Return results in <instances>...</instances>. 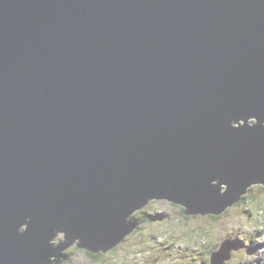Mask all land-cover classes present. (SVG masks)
Masks as SVG:
<instances>
[{"label": "water", "instance_id": "obj_1", "mask_svg": "<svg viewBox=\"0 0 264 264\" xmlns=\"http://www.w3.org/2000/svg\"><path fill=\"white\" fill-rule=\"evenodd\" d=\"M253 184L264 0H0V264L103 253L152 200L218 215Z\"/></svg>", "mask_w": 264, "mask_h": 264}, {"label": "rangeland", "instance_id": "obj_2", "mask_svg": "<svg viewBox=\"0 0 264 264\" xmlns=\"http://www.w3.org/2000/svg\"><path fill=\"white\" fill-rule=\"evenodd\" d=\"M263 186H249L245 202L216 217L209 213L182 217L177 204L152 200L128 217L141 216L143 221L115 248L96 259L72 244L63 251L61 264H210V254L219 251L225 239L232 241L226 244L230 260L225 264H264ZM61 239L59 233L52 242Z\"/></svg>", "mask_w": 264, "mask_h": 264}, {"label": "trees", "instance_id": "obj_3", "mask_svg": "<svg viewBox=\"0 0 264 264\" xmlns=\"http://www.w3.org/2000/svg\"><path fill=\"white\" fill-rule=\"evenodd\" d=\"M264 187V186H263ZM249 190V188L247 189V191ZM246 194V193H245ZM242 195L241 196V198H240V200L237 202V203H235L234 205H238V204H241V203H243V202H245V199H246V195ZM171 204H173V205H176V204H174V203H171ZM180 209H181V216H182V214H184V207H182V206H179V205H177ZM185 215V214H184ZM196 215V214H195ZM186 216H188L189 217V215H186ZM183 217V216H182ZM211 217H216V216H214V215H212L211 214ZM185 218V217H184ZM131 219H133V220H135V216H132L131 217ZM137 220L138 221H140V222H142L143 221V217H138L137 218ZM138 227V226H137ZM99 256V253L98 254H96V255H94V254H91V258H96V257H98ZM97 259V258H96Z\"/></svg>", "mask_w": 264, "mask_h": 264}, {"label": "clouds", "instance_id": "obj_4", "mask_svg": "<svg viewBox=\"0 0 264 264\" xmlns=\"http://www.w3.org/2000/svg\"><path fill=\"white\" fill-rule=\"evenodd\" d=\"M226 211H227V209H226L223 213H225ZM229 260H230V259H229ZM229 260H228V262H229ZM228 262H227V263H228Z\"/></svg>", "mask_w": 264, "mask_h": 264}]
</instances>
